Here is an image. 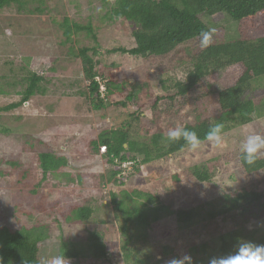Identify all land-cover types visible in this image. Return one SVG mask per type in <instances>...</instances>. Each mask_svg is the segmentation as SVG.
<instances>
[{
	"label": "rangeland",
	"instance_id": "rangeland-1",
	"mask_svg": "<svg viewBox=\"0 0 264 264\" xmlns=\"http://www.w3.org/2000/svg\"><path fill=\"white\" fill-rule=\"evenodd\" d=\"M113 3L114 0H106V4L102 0H45L44 4L34 5L44 7L42 14L18 11L16 6L0 13L1 89L7 92L6 88L13 82L16 84L11 89H24L27 83L22 81L28 71H33L46 76L47 82L43 80L40 83L45 89V96L60 91L58 98V95L48 101L37 98L20 109L0 115V229L44 232L46 238L38 243L39 258L42 255H57L64 240L81 254L76 259H69L70 264H93L81 240L88 235V230L100 229L101 220L109 221L104 227L110 244L116 249L118 247L115 253L118 252L121 245L119 234L117 236L115 233L118 225L112 215L104 216L111 210L110 191L119 194L126 190H140L173 211L196 207L204 201L236 190L247 189L264 194V171L247 174L238 161L240 145L248 135L264 136V118H255L242 128L232 127L230 132L221 136L219 145L207 140L195 150L188 146L179 153L146 164L140 173L131 172L128 177L117 175L120 184L105 181L111 168L103 158L88 152L89 140L95 139L101 132L127 129L131 138L149 144L153 134L166 135L169 129L182 127L197 119L200 111L194 100L202 99V105L205 103L207 84L224 88L232 86L240 76L237 67L229 69L227 74L225 71L216 72L203 82V90L196 89L180 99L185 101L183 106L167 109L161 106L155 111L156 116L147 111L140 114L139 105L147 104L151 97L162 91L161 82L170 85L166 80L173 73L176 77L185 76V71L191 68L193 58L198 53L197 45L196 42L185 44L166 57L138 58L128 54L106 53L110 49H130L134 46L132 32L135 25L122 20L114 23H110L109 19L96 20V16L105 14ZM63 16L71 24L86 25L90 21L96 32L99 51L94 61H98L99 65L94 70L97 74H103V79L100 75L97 78L105 88V93L101 95L105 108L101 110H93L90 99H87L89 82L84 78L82 60L77 57L78 50L92 42L74 34L72 40L65 43L63 30L59 26ZM201 20L210 29L217 30L219 40L230 41L236 34L235 23L224 14L201 17ZM125 81L133 86L129 87ZM73 82L76 83L71 87L69 84ZM122 83L123 92H115L114 85ZM106 85L113 94L106 95ZM253 87L246 89L247 96L255 94ZM11 89L8 95L0 94V106L19 100ZM130 90L137 93L134 102L125 100ZM61 92L68 95H61ZM260 92L251 98L264 96V91ZM47 102H54L50 108L52 112L47 109ZM122 103L126 106H122ZM136 114H140V118H135ZM26 134H32L33 140H37L33 142L35 146L32 151L27 150ZM55 135L58 136L56 140ZM50 150L67 157L68 165L59 174L43 173L40 168L37 153ZM262 155L264 150L258 154ZM201 164H207L212 173L209 183H197L189 175L188 168ZM86 205L93 210L89 222L72 223L65 220L72 206ZM160 215L162 217L158 224L162 225V230L169 229L168 233H172L174 217L163 216V213ZM258 224L264 225V221ZM214 236L208 233L196 235L191 229L177 230L168 238L161 233L148 235L145 242H139V257L144 258V253L152 255V262L159 261L158 264H167L169 259L185 254L197 260L199 255L190 252L191 246L208 243ZM159 237L162 240L154 241ZM161 246L168 249L167 254L161 253ZM111 263L122 264V260L112 258Z\"/></svg>",
	"mask_w": 264,
	"mask_h": 264
},
{
	"label": "trees",
	"instance_id": "trees-1",
	"mask_svg": "<svg viewBox=\"0 0 264 264\" xmlns=\"http://www.w3.org/2000/svg\"><path fill=\"white\" fill-rule=\"evenodd\" d=\"M44 1L0 0V13L4 9L16 6L18 11L42 14L44 7L34 5L44 4ZM102 3L106 4V0H102ZM28 5L30 8H27ZM219 14H224L235 23L234 38L230 41L222 38L219 40L216 30L213 33L212 43L207 48H201L199 34L201 31L210 30L201 17L209 18ZM62 19L59 26L63 30L65 43L70 42L74 34L82 35L87 41L92 42L89 46L79 49L77 57L82 60L84 78L89 82L88 94L84 95L90 99L93 110H101L105 108V105L101 99L102 94L97 77L100 75L103 79V74H97L94 70L95 66L99 65L98 61H94L99 51L96 32L90 21L86 25H79L71 24L64 16ZM104 19H109L110 23L122 20L135 25L132 32L134 46L130 49L123 47L110 49L106 51L108 54H128L138 58L166 57L177 51L180 46L196 42L198 53L193 58L191 68L185 71V76L176 77L173 73L166 80L170 85H166L164 81L161 82L162 91L151 97L147 104L139 105L142 112L140 114L147 111L156 116L155 111L161 106L164 109L179 108L185 104V101L180 99L196 89L203 90V82L207 81L212 74L220 71H225L227 74L229 69L237 67L240 69V76L232 86L219 88L213 87L210 83L207 84L208 89L204 94L205 103L202 105V99L194 100L200 111L197 119L182 127L195 131L203 143L207 141L206 132L215 123L223 125L222 136L230 132L232 127L242 128L252 123L255 118H264V96L251 98L261 93L260 91H264V0H114L105 14L96 16L98 21ZM39 73L28 71V75L22 81L27 83L24 89L15 90L13 87L11 89L15 82L8 85L7 92L0 87V94L8 95L11 89L19 97L18 101L0 106V115L20 109L26 102H33L37 98L48 101L53 99V96L58 95L57 98L60 96V91L59 94L53 92L52 95L45 96V89L40 83L43 80L46 81V76ZM74 83L76 82L69 85L72 87ZM124 83L129 87L133 86L129 81ZM111 84L113 87L112 81ZM250 86H254L255 94L249 97L246 95V89ZM122 87L123 83L114 85V91L122 93ZM135 92L130 90L125 100L134 102L133 99L137 97ZM64 93L68 95L67 92H61V95ZM111 94H113L112 89L106 85V95ZM46 104H48L47 109L52 112L53 109L50 108L54 106V102ZM122 106L126 104L122 103ZM140 114H136L135 118H140ZM25 136L26 143L29 145L24 143L28 146L27 150L33 149L35 146L33 142L37 140H33L32 134ZM57 137L55 135L54 140ZM166 137L167 133L166 135L153 134L148 144L131 138L127 129L110 130L101 132L95 139L89 140L87 147L90 154L100 156L110 166L111 170L105 181L116 185L121 183L117 181V175L119 177L123 174L128 177L129 174L140 173L146 164L179 153L188 147L183 139L168 142ZM101 147H104V153H99ZM37 159L43 173L59 174L68 165L67 157L57 155L53 150L37 153ZM238 161L247 174L264 171V155H257L251 165L242 161L241 154L238 156ZM128 166L131 171L128 170ZM188 171L197 183H209L212 179V173L207 164L191 166ZM68 174L64 173L66 176ZM108 193L111 210L109 209V213L104 216H113L118 225L115 233L117 236L119 234L121 245L119 251L115 253L118 247L116 249L110 244L111 240L104 227L109 221L101 220L100 229L88 230V235L81 240L93 264H113L112 258L122 260V264H158L159 261L152 262V255L144 253V258L139 257V242H145L148 235L158 233L168 238L180 229L182 231L191 229L196 235L206 233L209 236L215 235L208 243L191 246L190 252L199 255L197 260L192 258L193 264H208L211 257L232 253L240 243L245 241L264 244V225L258 224L264 221V194L259 191L236 190L204 201L196 207L179 208L174 211L149 193L140 190H126L119 194L113 191ZM92 213L91 206H72L65 220L72 223H87L92 219ZM160 213H163V216L174 217L172 233H168L169 229L162 230V225L158 224L162 217ZM45 238L44 232L24 229L10 232L5 227L1 228L0 264H37L38 243ZM159 240L162 239L159 237L154 241ZM69 246V243L63 240L58 254L63 253L68 259L78 258L81 255L80 252L75 249V246ZM160 248L162 254L168 253L165 246Z\"/></svg>",
	"mask_w": 264,
	"mask_h": 264
},
{
	"label": "clouds",
	"instance_id": "clouds-1",
	"mask_svg": "<svg viewBox=\"0 0 264 264\" xmlns=\"http://www.w3.org/2000/svg\"><path fill=\"white\" fill-rule=\"evenodd\" d=\"M215 31L216 29L214 28L208 31H201L199 34L201 48H207L212 43L213 33H215ZM97 81L100 85V93H105V88L102 87L99 79H97ZM222 130L223 125L215 123L210 126L205 134V138L209 142L219 145L221 143ZM166 139L168 142H177L183 139L192 150H195L201 143L197 133L185 127L169 129ZM100 149L101 153L105 152L104 147ZM261 150H264V136L260 134L248 135L246 140L240 145L242 161L248 165L253 164ZM37 264H70V261L62 253L53 256L42 255L37 261ZM167 264H193V260L191 256L185 254L182 257H173L169 259ZM208 264H264V244L245 241L240 243L237 249L232 253L211 257Z\"/></svg>",
	"mask_w": 264,
	"mask_h": 264
}]
</instances>
